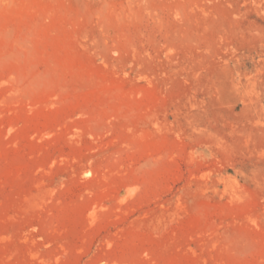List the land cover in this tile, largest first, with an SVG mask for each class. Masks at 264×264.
Listing matches in <instances>:
<instances>
[{
	"label": "rangeland",
	"instance_id": "rangeland-1",
	"mask_svg": "<svg viewBox=\"0 0 264 264\" xmlns=\"http://www.w3.org/2000/svg\"><path fill=\"white\" fill-rule=\"evenodd\" d=\"M0 264H264V0H0Z\"/></svg>",
	"mask_w": 264,
	"mask_h": 264
}]
</instances>
